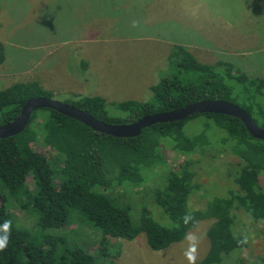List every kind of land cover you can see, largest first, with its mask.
<instances>
[{
  "label": "trees",
  "instance_id": "16d2710c",
  "mask_svg": "<svg viewBox=\"0 0 264 264\" xmlns=\"http://www.w3.org/2000/svg\"><path fill=\"white\" fill-rule=\"evenodd\" d=\"M4 58L0 43V63ZM167 61L173 72L147 87L146 100L109 101L70 93L65 103L105 123L128 124L199 101L223 99L244 108L264 128V75L251 76L226 60L202 63L180 44L171 45ZM81 63L86 67L85 61ZM51 95L37 80L1 89L0 125L17 117L27 99ZM196 117H203V128L186 134L185 124ZM36 144L49 155L34 151ZM165 148L185 159L177 167L169 166ZM224 149L233 159L226 165L233 185L224 196L195 208L196 194L205 190L201 163H210ZM193 154L203 159L195 160ZM260 175H264V139L254 138L233 116L196 113L156 123L135 137H113L53 109H36L21 132L0 138V227L11 222L0 264H100L106 253H86L78 229L62 230L74 221L99 229L102 237L133 240L144 233L148 247L161 250L182 241L206 219L212 220L206 232L208 249L196 264H263L245 255L250 245L245 220L264 223ZM135 193L148 194L149 202L135 209ZM15 211L31 217V223L24 224ZM165 216L170 222H158ZM70 235L74 239L69 240ZM104 264L119 263L109 259Z\"/></svg>",
  "mask_w": 264,
  "mask_h": 264
},
{
  "label": "rangeland",
  "instance_id": "374dc122",
  "mask_svg": "<svg viewBox=\"0 0 264 264\" xmlns=\"http://www.w3.org/2000/svg\"><path fill=\"white\" fill-rule=\"evenodd\" d=\"M171 40L183 42L202 63L231 61L251 76H263L264 0H0V43L5 54L0 90L40 79L52 92L51 99L62 102L70 93L109 101L146 100L150 97L147 86L173 72L165 55ZM202 128L203 117H196L187 121L184 131L191 135ZM33 149L49 155L39 144ZM164 154L172 167L185 159L169 148ZM191 157L203 159L200 154ZM231 160L224 149L210 163H201L205 190L196 194L195 208L214 196H224L233 185L226 169ZM209 164L213 169L209 170ZM260 177L264 189V175ZM27 182L33 186L31 177ZM132 199L137 202L135 209L149 202L148 194L135 193ZM15 214L24 224L31 223V217ZM130 214L136 221L133 208ZM168 221L167 216L158 220ZM245 221L250 244L245 255L264 264V223ZM211 222L200 221L182 241L161 250H151L144 233L133 240L102 237L99 229L77 221L62 230L78 229L79 244L86 253H106L99 258L100 264L109 259L119 264H189L185 253L190 244L196 247V264L208 249L206 232Z\"/></svg>",
  "mask_w": 264,
  "mask_h": 264
},
{
  "label": "water",
  "instance_id": "95a60500",
  "mask_svg": "<svg viewBox=\"0 0 264 264\" xmlns=\"http://www.w3.org/2000/svg\"><path fill=\"white\" fill-rule=\"evenodd\" d=\"M41 108L53 109L64 116L80 121L94 131L113 137H135L144 128L156 123L183 120L196 113L225 114L238 118L254 138L264 139V128L258 126L244 108L234 102L223 99L199 101L186 105L181 109L146 115L128 124H109L68 103L45 96H34L27 99L17 117L0 125V138H6L21 132L28 125L31 113Z\"/></svg>",
  "mask_w": 264,
  "mask_h": 264
},
{
  "label": "clouds",
  "instance_id": "9594fccd",
  "mask_svg": "<svg viewBox=\"0 0 264 264\" xmlns=\"http://www.w3.org/2000/svg\"><path fill=\"white\" fill-rule=\"evenodd\" d=\"M10 225L11 222L6 221L5 224L2 227H0V232L3 233L2 235H0V252H3L8 246L9 237L11 235ZM195 252H196L195 244H190L189 249L185 253L186 258L189 261V264H195V260H196Z\"/></svg>",
  "mask_w": 264,
  "mask_h": 264
},
{
  "label": "crops",
  "instance_id": "0c3cea01",
  "mask_svg": "<svg viewBox=\"0 0 264 264\" xmlns=\"http://www.w3.org/2000/svg\"><path fill=\"white\" fill-rule=\"evenodd\" d=\"M180 43H182V44H180ZM173 44H180V45H183L184 43H183V42H176V41L171 40V44H170V46L168 45V49H167V51L165 52V55H166V54L168 55L169 50H170V47H171V45H173ZM183 46H184V45H183ZM167 55H166V57H167ZM32 80H37V79H32ZM37 81H39L40 84L43 86V84H42V82L40 81V79H38ZM148 86H149V85H148ZM148 86H147V87H148ZM43 87H44V86H43ZM44 88L47 89V87H44Z\"/></svg>",
  "mask_w": 264,
  "mask_h": 264
}]
</instances>
